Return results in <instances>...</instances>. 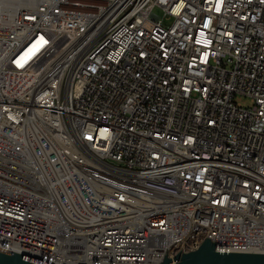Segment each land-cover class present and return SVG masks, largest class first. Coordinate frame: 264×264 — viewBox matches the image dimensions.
<instances>
[{"label":"built area","instance_id":"obj_1","mask_svg":"<svg viewBox=\"0 0 264 264\" xmlns=\"http://www.w3.org/2000/svg\"><path fill=\"white\" fill-rule=\"evenodd\" d=\"M206 238L264 253V0H0V247L154 264Z\"/></svg>","mask_w":264,"mask_h":264},{"label":"water","instance_id":"obj_2","mask_svg":"<svg viewBox=\"0 0 264 264\" xmlns=\"http://www.w3.org/2000/svg\"><path fill=\"white\" fill-rule=\"evenodd\" d=\"M167 252V250H166ZM0 264H52L0 247ZM154 264H264V253L222 252L215 249V243L204 239L194 250L182 252L173 257L164 254Z\"/></svg>","mask_w":264,"mask_h":264},{"label":"rangeland","instance_id":"obj_3","mask_svg":"<svg viewBox=\"0 0 264 264\" xmlns=\"http://www.w3.org/2000/svg\"><path fill=\"white\" fill-rule=\"evenodd\" d=\"M242 102H243V105L244 106H249L250 104V102L248 101V100H246V99H242Z\"/></svg>","mask_w":264,"mask_h":264}]
</instances>
